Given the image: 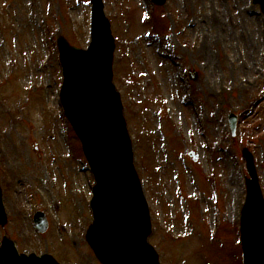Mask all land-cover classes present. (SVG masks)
Masks as SVG:
<instances>
[{"label":"rangeland","instance_id":"1","mask_svg":"<svg viewBox=\"0 0 264 264\" xmlns=\"http://www.w3.org/2000/svg\"><path fill=\"white\" fill-rule=\"evenodd\" d=\"M103 3L115 42L113 83L160 264H242L243 147L253 154L264 196L259 7L252 0ZM89 13L88 0H0L4 232L20 253H47L58 264H99L85 243L93 178L58 99L55 47L61 34L85 48ZM229 113L238 117L233 137ZM36 210L48 220L42 234L33 228Z\"/></svg>","mask_w":264,"mask_h":264},{"label":"water","instance_id":"2","mask_svg":"<svg viewBox=\"0 0 264 264\" xmlns=\"http://www.w3.org/2000/svg\"><path fill=\"white\" fill-rule=\"evenodd\" d=\"M150 1L165 4V0ZM101 2L90 0L91 41L87 49L69 46L61 36L57 40L64 76L63 109L82 143L96 181L91 200L93 222L86 240L99 263L158 264L157 254L146 240L150 233L148 209L133 168L119 94L112 84L114 44ZM253 3L261 8L264 26V0ZM230 121L234 132L236 118L232 116ZM242 152L251 175L245 182L247 196L240 222L243 262L264 264V200L251 153L247 149ZM4 214L0 195L1 225L6 222ZM36 221L40 231H45L43 214L38 213ZM0 247V264H58L47 255H18L6 237Z\"/></svg>","mask_w":264,"mask_h":264}]
</instances>
